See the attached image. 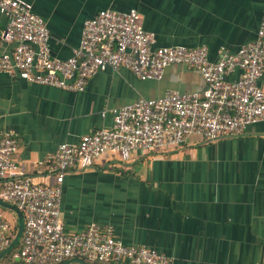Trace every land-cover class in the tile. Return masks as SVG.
I'll list each match as a JSON object with an SVG mask.
<instances>
[{
  "label": "crops",
  "instance_id": "1",
  "mask_svg": "<svg viewBox=\"0 0 264 264\" xmlns=\"http://www.w3.org/2000/svg\"><path fill=\"white\" fill-rule=\"evenodd\" d=\"M27 1L45 20L50 52L58 59L72 55L84 20L99 10L136 8L155 46L204 45L214 61L220 50L235 52L254 39L264 5V0ZM7 21L0 12V56L15 46L3 39ZM239 76L234 70L226 80ZM258 85L264 90V71ZM205 88L200 72L184 64L168 65L159 79L146 80L125 67L107 68L93 74L82 91L31 83L0 70V134L14 131L15 161L34 182L53 184V176L38 173L36 162L62 142L111 126L114 108L168 90ZM0 215L11 228L18 225L13 210L0 206ZM60 219L68 233L92 222L109 225L123 244L153 247L171 264H262L264 122L214 141L189 134L176 147L134 149L125 162L107 151L91 166L65 174ZM6 254L0 264H8Z\"/></svg>",
  "mask_w": 264,
  "mask_h": 264
},
{
  "label": "built area",
  "instance_id": "2",
  "mask_svg": "<svg viewBox=\"0 0 264 264\" xmlns=\"http://www.w3.org/2000/svg\"><path fill=\"white\" fill-rule=\"evenodd\" d=\"M0 12L8 18L3 39L15 43L10 53L0 56V70L28 82L82 91L93 74L107 68L125 67L146 80L159 79L168 65L184 64L197 69L206 85L201 93L168 90L114 108L111 126L83 134L77 142H62L36 162L38 173L53 176V184L34 182L24 172L13 158L16 133L3 131L0 199L16 206L24 218L8 264H58L72 257L102 264H171L153 247L123 244L109 225L92 222L84 230L66 232L60 219L62 181L69 170L87 168L107 151L125 162L134 149L176 147L189 134L214 141L264 122V90L258 85L264 71V5L254 39L235 52L220 50L214 61L204 45L155 46L153 34L140 25L136 8L102 9L84 20L79 44L66 59L52 57L49 29L29 1L0 0ZM234 70L240 76L226 80ZM11 229L0 215V252L13 239Z\"/></svg>",
  "mask_w": 264,
  "mask_h": 264
},
{
  "label": "water",
  "instance_id": "3",
  "mask_svg": "<svg viewBox=\"0 0 264 264\" xmlns=\"http://www.w3.org/2000/svg\"><path fill=\"white\" fill-rule=\"evenodd\" d=\"M0 206L13 210L17 214V218H18L16 234L14 238L12 239V241L10 242V244L0 252V258H1L8 251H10L19 241V238L23 230L24 218H23L22 212L16 206H14L13 204H10L9 202L0 199ZM72 262H79L81 264H87L86 261L80 257H72L58 264H70Z\"/></svg>",
  "mask_w": 264,
  "mask_h": 264
},
{
  "label": "trees",
  "instance_id": "4",
  "mask_svg": "<svg viewBox=\"0 0 264 264\" xmlns=\"http://www.w3.org/2000/svg\"><path fill=\"white\" fill-rule=\"evenodd\" d=\"M16 229H17V225H14V227H12V229H11V234H10L11 239L13 238L12 236L15 234ZM16 248H17V245L14 246L13 250H15ZM13 250H11L10 252H8V253L6 254V256L3 257V259H5V261H6L7 257L10 255V253H11ZM70 264H81V263H79V262H72V263H70ZM93 264H102V263H99V262H93Z\"/></svg>",
  "mask_w": 264,
  "mask_h": 264
},
{
  "label": "rangeland",
  "instance_id": "5",
  "mask_svg": "<svg viewBox=\"0 0 264 264\" xmlns=\"http://www.w3.org/2000/svg\"><path fill=\"white\" fill-rule=\"evenodd\" d=\"M9 213V212H8ZM8 218V217H7Z\"/></svg>",
  "mask_w": 264,
  "mask_h": 264
}]
</instances>
